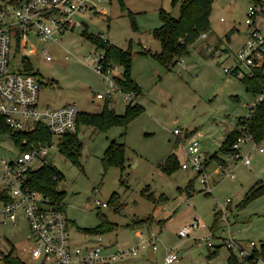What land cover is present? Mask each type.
<instances>
[{
  "label": "rangeland",
  "instance_id": "1",
  "mask_svg": "<svg viewBox=\"0 0 264 264\" xmlns=\"http://www.w3.org/2000/svg\"><path fill=\"white\" fill-rule=\"evenodd\" d=\"M250 1L213 0L211 29L206 32L209 37L198 36L188 45V54L172 65L156 60L154 55L161 46L154 31L161 24L162 11L179 16L182 0H101L95 10L75 16L80 26L46 42L29 34L26 47L15 51L11 68H24L34 74L40 82L41 108L73 103L86 113L102 110L105 101L94 94L102 93L106 85L104 75L96 71L102 50L96 48L89 35L101 36L132 54L130 76L141 88L133 98L141 105V112L127 125L103 131L81 125L78 163L59 149H50L44 159L62 174L57 188L63 192L60 202L68 222L70 249H90L101 242L109 252L128 250L139 242L141 234L146 237L153 231L159 238L156 250L139 249L137 255L124 257L117 264H165L166 248L179 255L173 264H228L230 249L220 237L226 236L229 229L241 243L252 241L262 257L254 264H264V193L240 205L249 188L258 180L264 181V151L246 141L240 150L249 154L248 165L237 160L221 168L218 160L212 159L207 166L210 191L193 170L178 166L165 173L161 169L172 152L179 163L185 160L181 143L189 131L200 134L197 140L200 157L204 158L218 149L225 130L234 129L237 119L246 115L245 103L252 94L242 80L222 71L220 57H213L206 45L209 42L234 55L247 37L244 19ZM41 49H46L52 59L45 60ZM111 66H115L111 75L119 77L123 66ZM128 105L129 101L119 94L109 102L120 114ZM174 129L180 133L175 134ZM114 138L124 143L126 160L123 168L111 165L105 169L102 158ZM57 141L58 137L52 136L55 145ZM257 145L264 147V138ZM17 153L10 137L0 138V176L2 159ZM216 154L227 160L223 153ZM230 170L233 178L227 175ZM189 180L192 188L187 190ZM95 200L108 205L97 207ZM216 212L221 218L211 229ZM100 216L114 228L100 237L86 233L83 229L96 227ZM193 219H199L201 227L187 236H178V229ZM28 232L23 211L19 212L17 225L9 220L0 222V253L7 255L14 250L13 254L25 264H34L28 251L32 245ZM206 236L207 241L202 239ZM208 241L213 246H208ZM215 249L217 253L210 255ZM236 258L233 264L246 263L241 256Z\"/></svg>",
  "mask_w": 264,
  "mask_h": 264
},
{
  "label": "built area",
  "instance_id": "2",
  "mask_svg": "<svg viewBox=\"0 0 264 264\" xmlns=\"http://www.w3.org/2000/svg\"><path fill=\"white\" fill-rule=\"evenodd\" d=\"M100 2L101 0H0V138L10 137L18 148L16 156L2 159L0 222L9 220L17 225L19 212L23 211L29 230L27 237L32 244L28 251L34 264H117L124 257L137 255L139 249L158 248L159 238L155 232L150 231L146 237L141 234L139 242L128 250L109 252L106 251L108 247L101 242L90 249L76 247L72 250L68 244V222L60 200L52 201L27 183L29 172L44 163L50 149H59L53 142L37 143L29 137L35 135L40 124H44L49 133L58 138L75 133L79 110L73 103L41 108L40 82L24 68L12 69L11 57L17 49L26 47L29 34L43 42L55 40L58 33L80 26V21L75 18L78 13L96 9ZM244 22L247 37L234 55L209 43L206 45L213 57H220L224 73L240 80L253 78L256 71L263 74L259 90L245 104L246 115L239 118V133L233 144L235 151L228 155L229 161L219 164L221 168L228 167L237 160L245 165L249 164V154H243L240 150L243 142L251 141L259 151H264V147L257 145L245 124L264 101V0L249 2ZM199 37L205 39L207 33L202 32ZM41 52L45 60L52 59L46 49H41ZM102 57L103 54L97 61L96 71L104 75L106 85L104 91L95 93L94 97L111 100L114 95L119 94L133 105L134 93L122 89L115 80L116 76L111 75L115 66L104 67L99 62ZM173 132L180 133L178 129ZM197 139L198 133L194 132L183 142L185 160L180 167L193 170L206 191H210L205 171L206 159L200 157ZM24 146L26 148L22 149ZM227 175L234 177L232 170ZM94 203L97 207L108 205L99 200ZM200 227L201 221L193 219L178 229V236H187L193 229ZM202 239L207 241L209 236ZM222 242L232 247L246 261L245 264H254L258 258H262L252 241L248 245L243 244L228 233ZM207 245L213 246L210 241ZM250 246L253 248H248ZM165 250V264L178 262L179 255L174 249ZM0 264H7L1 253Z\"/></svg>",
  "mask_w": 264,
  "mask_h": 264
},
{
  "label": "trees",
  "instance_id": "3",
  "mask_svg": "<svg viewBox=\"0 0 264 264\" xmlns=\"http://www.w3.org/2000/svg\"><path fill=\"white\" fill-rule=\"evenodd\" d=\"M212 2L213 0H182L178 17H173L164 11L161 12V24L154 31V36L159 40L161 46L160 51L154 55L157 61L165 66L176 63L180 58L188 54V45L195 42L200 33L209 32L211 29L209 15ZM89 37L95 44L96 48L102 50L103 57L99 62L102 63L104 67H109L113 64L123 66V72L119 77H115L116 82L124 91L133 92L134 95H138L141 92V88L130 76L132 54L128 50H123L122 48L109 43L101 36L91 34ZM23 63H25V67L28 69V62L25 61ZM262 78L263 74L256 71L253 78L242 79V81L245 83L246 89L253 95L259 90V86L263 80ZM104 101L102 110L98 113L79 111L76 120L77 131L58 138L57 145L60 152L72 162L78 163L79 161L81 140L78 133L81 125L92 126L98 131H103L114 125L125 126L142 110L141 105L135 102L133 105L129 104L125 111L120 114L116 113L114 109L109 106L110 99H105ZM239 118L237 119L235 128L228 132L224 138L220 145L219 152L229 155L235 151L233 144L239 133ZM245 124H247L249 132L253 135V139L257 143L264 138V101L259 104L251 118L245 121ZM191 134L192 132L186 133L185 139ZM29 138L37 143L52 142V135L44 124L38 125V128L35 130V135L30 136ZM25 148V146L22 147V149ZM212 159H217L221 165L225 162L218 158L216 153H214L210 158L206 159L205 165H207L208 161ZM125 160L124 143L118 142L115 138L112 139L102 158L104 168L107 169L111 165L123 168ZM180 165L181 163H179L177 156L174 153H171L161 164V169L165 173H170ZM61 178V172L53 164L44 161L41 166L29 172L27 183L33 189L48 196L52 201H61L63 192L57 188V182ZM191 188L192 180H189L186 189L189 190ZM262 193H264V181L258 180L245 193L240 205L247 204ZM220 216V212L215 213L211 229H215L221 218ZM145 220H149V218H146ZM113 228L114 225L111 222L106 221L100 216V222L96 227L90 229L85 228L83 230L91 235H101V233L110 231ZM13 251L14 250H11L7 255H3L5 262L7 264H25L13 254ZM215 253L216 251H213L210 255H214ZM233 259H235L233 255L230 256L228 264H233Z\"/></svg>",
  "mask_w": 264,
  "mask_h": 264
},
{
  "label": "crops",
  "instance_id": "4",
  "mask_svg": "<svg viewBox=\"0 0 264 264\" xmlns=\"http://www.w3.org/2000/svg\"><path fill=\"white\" fill-rule=\"evenodd\" d=\"M207 37H209V36L207 35ZM207 37H206L205 39H207ZM208 43H209V42H208ZM208 43H207V44H208ZM64 104H67V103H63V104L61 103V104H59L58 106H61V105H64ZM245 104H246V103H245ZM51 107H57V106H51ZM230 131H231V130H228V129L225 130L224 135H223V139H222L221 142L219 143L218 149L215 150L214 153H216L217 151H219L220 145L222 144V142H223L224 138L226 137L227 133L230 132ZM189 132L194 133V132H196V131L193 130V131H189ZM196 133H197V132H196ZM198 137H200V134H199V133H198ZM184 141H185V140H184ZM184 141H183V142H184ZM182 144H183V143H181V147H182ZM172 153H174V152H172ZM214 153H212V154H214ZM220 153L222 154V152H220ZM174 154H175V153H174ZM212 154H211V155H212ZM175 155H176V154H175ZM211 155L209 154L208 156H205V159L210 158ZM216 155H217V154H216ZM224 155L227 156V160H224L223 158H220V159H222V160H224V161H229L228 155H227V154H224ZM176 156H177V155H176ZM217 157L219 158V155H217ZM210 161H211V160H210ZM210 161H208V163H207V165H206V168H205L206 175H207V166H208V164H209ZM218 162H219V161H218ZM222 168H223V167H222ZM207 178H208V175H207ZM228 233H230L231 235H234V233H232L231 231H229V229H228L227 235H228ZM223 237H225V236L223 235V236L220 237V242H221V243H223V242H222ZM234 237L236 238L235 235H234ZM236 239H237V238H236ZM237 240H238V239H237ZM238 241H240V240H238ZM240 242H241V241H240ZM216 247H217V246H216ZM227 247L230 249V250H229L230 253H229L228 259H229L230 256L233 255V257L237 260V258H236L237 253H236V251H235L232 247H230V246H227ZM255 249H256V248H255ZM213 251H216V253H217V249H215V250H213ZM213 251H211L210 254H211ZM256 251H257V250H256ZM262 252H263V251H262ZM216 253H215V254H216ZM215 254H214V255H215ZM228 259H227V260H228ZM235 259H233V263L235 262Z\"/></svg>",
  "mask_w": 264,
  "mask_h": 264
}]
</instances>
